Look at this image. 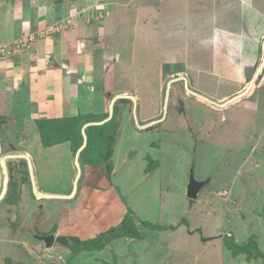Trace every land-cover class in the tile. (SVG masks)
Masks as SVG:
<instances>
[{"label": "rangeland", "instance_id": "rangeland-1", "mask_svg": "<svg viewBox=\"0 0 264 264\" xmlns=\"http://www.w3.org/2000/svg\"><path fill=\"white\" fill-rule=\"evenodd\" d=\"M6 1L10 7L4 6L6 4L2 5L4 12L11 10L14 1L17 0ZM75 1L78 2L77 0H38L39 7L44 9L45 5L50 4L52 8L59 11V14H56L57 21L54 20L49 26L40 25L35 28H33L34 25L30 26L32 28L28 25L29 28L22 32L21 39L0 47L3 51V54L0 53V59L10 60L20 55L29 57L28 54L34 52L35 44L39 40H41L40 43L46 41L45 48L42 46L44 48L42 50H46L47 53L51 37L74 26L72 22L63 24L65 19L61 7L66 8L68 12L65 13V17L73 15L75 19H79L86 25L99 22V12L102 17L105 14L104 11H99V8L105 5L99 0H96L99 3L90 6L71 4ZM127 1H112L110 6L112 16L105 22L108 25L107 29L112 32V38H116L115 47H113L118 49L125 42V48L129 50V54H123L124 60L119 65L120 69L116 68L119 71V77L133 80L137 88L147 97H140V100L132 106L131 113L125 117L121 116L122 122L118 119L121 125L118 126L116 144L113 148L112 161L115 177L113 183L109 184L111 188L100 182L99 170L91 166H81V168L78 165L75 166L71 155L67 157L60 154L57 159L46 155V180L42 182L43 186H46L45 190L49 193L67 194L73 188L72 196L74 197L71 196L66 200L39 199L36 201L33 196L35 190L32 191L31 170L22 160L30 164L29 156L27 154L16 156L10 151L3 150L0 160L4 158L6 174L7 168L13 170L10 179L13 186L8 187L10 180L6 175L5 192L0 200V204L2 203L0 209L3 207L0 211V230L3 232L6 230L4 233L0 232V264H3L6 259H32L25 255L26 253L30 255V251L32 255L35 251L39 259L40 257L48 259V256L44 255L45 252L41 250L40 252L35 249L26 251L22 248L19 243L22 236H18L19 238L15 236L16 243L10 246L11 232L20 230L19 226L30 225L31 231L27 227L23 230L24 237L36 234L32 230L34 225L36 229L44 231L51 229L59 233L61 227L65 225L71 227L74 223L78 227V232L89 234L97 226L106 230L111 226L110 230L116 229L124 215L123 222H129L130 219L133 220V224L135 220L139 222L138 237L135 240H127L121 245L119 241L114 240L108 248L110 250L112 248L110 251L112 254L107 251L103 254L87 252L84 254L91 257L98 256L100 259H112L114 255V259H127V262L130 259H137V264H247L243 259L236 258L246 251L245 255L248 252L249 258H258L257 261H250L249 264H264V259L261 257L264 258V134L260 137L256 134L261 131L264 124V115H259L261 119L258 121H256L258 119L256 115L255 122L253 115L243 109L245 99L254 94L253 92L260 84V78L251 84V88L248 89L250 92H245L248 95L243 96L244 98L240 100L236 98L235 101L229 102L234 98L228 97L217 105L208 104L211 110L220 114L218 131L224 133V136H219L218 132L215 138H211L213 141L206 144V148L197 147L196 150L199 148L197 156L191 159L192 146L195 147L197 143L192 138L188 139L187 136H190L188 133L192 125L191 121L194 116L196 119L200 118L203 107L200 104L190 106V122L182 118L184 115H181V118H174L182 112L175 98L178 95L177 91H183L180 82L169 85L168 98L166 97L164 103L161 97H158L164 95L165 87L162 86L159 91L161 77L152 68L156 59L153 57V49L151 50L150 41L147 39L152 32L151 21L147 17L151 12L153 14V11L150 8L145 13L147 4L150 1L152 3L153 0H144L147 3L142 6V11L139 13L142 18L137 23L127 16L128 12L131 13L130 11L133 10L132 5H129L128 9L121 6ZM156 8L160 16V13L163 14L166 10L165 3L164 6ZM132 14L135 15L134 10ZM123 16L128 18L123 20ZM135 34L136 48L131 46V38ZM20 40L21 43L16 48L14 45ZM22 43L27 45L26 48H22ZM34 54L35 58L32 57L34 59L32 62H37L40 57L36 58V52ZM138 58L143 64L133 65ZM246 73L249 74L247 77L251 76L248 70ZM258 88L260 89H258V95H260L258 97H264V86ZM118 98L128 97H117L114 100ZM118 103L115 106L111 103L110 109L120 108L122 102ZM258 103H264V99ZM162 104H164L163 112L160 111ZM222 105L225 106L218 107ZM142 110L148 116L155 115L152 117L154 119L163 115L161 121L152 127L153 131L138 128V124L143 123ZM73 119L77 123L82 121L77 116ZM185 122H189V127H186ZM253 124L254 127H252ZM218 139L226 140V143L214 144L213 142ZM7 156H16V158H7ZM190 169L196 180L204 181L208 177L211 178L209 183L199 191L197 199L192 200L191 205L185 197ZM75 173L77 177L72 184L71 180ZM16 188L21 189V205L25 211L27 213L32 211V217H27L32 221L35 217L33 214L39 211L38 208L41 206L40 208L45 211L40 217L41 220L37 217L33 222L22 221L20 210L23 208L20 207L19 199L15 209L8 208V205H12L16 199ZM81 219H83V225ZM144 222L148 224L147 227L140 225ZM128 230V225H125L121 233L129 232ZM98 240L97 237L86 243L97 244ZM70 243L73 244L74 241ZM255 246L259 249L258 256L252 254L255 252ZM52 248L57 249L56 245ZM64 256L67 257V255ZM69 257L71 258V255ZM80 257L79 259H84L83 255ZM55 261L58 263L61 260Z\"/></svg>", "mask_w": 264, "mask_h": 264}, {"label": "crops", "instance_id": "crops-1", "mask_svg": "<svg viewBox=\"0 0 264 264\" xmlns=\"http://www.w3.org/2000/svg\"><path fill=\"white\" fill-rule=\"evenodd\" d=\"M37 1L17 0L14 1V6L11 10L4 12V9L1 8L2 5L6 4L4 6L8 7L10 5H7L8 1L0 0V47L19 40L22 32L30 26L34 25L33 28L40 25L49 26L53 24L54 20L57 21L56 14H59V11L52 8L50 4L49 6L45 5L43 9V7H39L40 4ZM77 1L71 4L90 6L94 3H99L96 0ZM99 1L105 3V5L103 4V11L105 12L102 17L103 20L101 18L99 22L86 25L71 15V22L74 26L52 36L47 53L46 50H42L45 48L46 41L41 43V40L37 41L34 52H36V58L40 57V61L32 62L33 58H35L34 52L29 53V57L20 55L10 60L0 59V157L3 150L10 151L12 154H27L29 156L30 164H26L28 161L24 162V164L29 169L32 168L30 177L31 184H33L32 191H34L35 186L37 192L42 194L40 198L32 194L35 196L36 201H39V199H69L73 195V188L67 194L49 193L45 190L46 186H43L42 182L46 180V155H51L57 159L60 154L68 157L71 152L68 142L48 148L41 147L35 120L73 118L89 114L95 116L108 115L110 117L112 101L117 97L123 96L128 98L118 99L127 100L120 105L121 116L125 117L128 113H131L132 106L140 100V97H147L137 88L133 80L119 77V71L116 68L120 67L119 65L124 60L123 54H129V50L125 48V42L118 49H115L116 38H112V32L107 29L108 25L105 20H110L112 16L110 6H112V1L114 0ZM146 3L144 0H128L126 4L121 6L128 9V6L132 5L135 15L132 14L133 10H131V13L128 12L127 16H130L129 18L134 23H137L142 18L139 13L142 11V6ZM164 3L166 10L158 16L157 12L159 10L156 7L164 6ZM61 8L65 17V13L68 12L66 8ZM150 8L153 14L151 12L149 17L143 14L151 21L152 25V32L147 38L150 41L151 50L153 49V57L156 59L155 63L152 64V68L161 77L158 85L159 91L162 86L165 87L164 95L158 97H161L164 103L169 85L180 82L182 83L183 91H177L178 95L175 98L180 108L183 109L178 116L174 115L177 116L174 118H181V115H184L182 118L190 122V106L200 104L203 107V114L200 118L198 119L197 117L196 119L194 116L191 121L192 125L188 133L190 136H187L188 139L192 138L197 143L195 147L192 146V154L190 155L192 159L197 156L199 150V148L196 150L197 147L206 148V144L212 142L211 138H215V135L219 132L218 119L220 114L211 110L208 104L224 102L228 97L237 98L245 91L251 81L255 83L259 78L260 84L258 87L264 86V69L262 70L264 68V0H153L152 3L150 1L147 4L145 13ZM127 16H123V20H126ZM135 36L136 34L131 38L132 47L135 46ZM77 49H79V52H77ZM139 60L140 58L136 59L133 65H142V61ZM246 70L251 73V76L247 77L249 74L246 73ZM258 87L253 92L254 94L245 99V106L243 107L244 110L250 112V115H253L254 121L256 120V115L258 116L256 121L261 119L259 115H264V103H258L264 97H258L260 96L258 95L260 90ZM186 88L193 95L191 93L188 94ZM247 95V93L243 94L244 97ZM198 96L204 99L200 100L197 98ZM243 96L240 98H244ZM133 98H135V101ZM163 107L164 104L161 105V112H163ZM141 114L143 123L138 124L140 130L153 131L152 127L156 126L163 118V115H161L159 118L154 119L152 117L155 115L148 116L144 113V110L141 111ZM121 116L119 118L120 122L123 119ZM106 120L108 118L97 123H86L83 125L81 132L87 126L100 125ZM189 122H185L186 127H189ZM213 126L215 127L213 128ZM252 127H254V124ZM116 134H118V128ZM219 134V136H224V133L219 132ZM256 134L259 137L264 134V124H262L261 131L256 132ZM82 135L84 138L83 133ZM221 142L226 143V140L218 139L213 143L217 145L218 143L221 144ZM83 146L84 141L80 148L82 149ZM200 152L202 153V151ZM113 153L110 161V180L107 179L102 166L80 165L72 155L71 160L79 168L81 166H91L99 170L100 182L111 188L109 184L113 183V178L115 177L114 162L112 161ZM7 158L15 157L7 156ZM3 159L0 160V200L4 195V185L7 182L6 170L1 162ZM76 177L77 173L71 180L72 184L75 182ZM207 179L210 181L211 178L208 177ZM21 198L20 189L19 203L20 207L23 208ZM8 206V208L15 209L17 205L13 203ZM40 207L38 208L39 211L33 214L35 215L33 220L37 217L40 219L43 212H45ZM2 208L0 211L3 210ZM20 212L23 217L22 221H31L27 216L32 217V211L27 213L23 208ZM130 213L133 214L131 210ZM124 217L125 215L122 216L121 224L116 229H113L109 242L101 249L81 250L74 255L68 248L56 245V239L64 238L66 241L68 239H76L80 242L91 241L103 233H108L112 226L108 230L97 226L93 232L82 234L78 232V227L75 223L71 227L67 225L61 227L59 233L53 232L51 229L47 231L36 229V225H34L32 230L36 234L54 235L53 245H56V250H53V246L49 250H44L41 242L32 239L30 236L24 237L23 230L27 227L31 231L30 225L19 226L20 230L11 232L13 237L10 235V246L15 245L14 243L17 240V238L14 239L15 236H22V240L20 238L19 241L22 248H25L26 251L29 249L34 251L35 249L40 252L41 250L45 252L44 255L48 256V259H41V257L39 259L35 251L32 255V251L29 250L30 255H28L19 249V251L24 252L27 257L32 259H6L3 264H137V259H130L127 262V259H114V255H112V259H100L98 256L91 257L84 254L85 252L98 254H103L106 251L110 252L112 248L111 250L108 249L109 244H112L114 240L119 241L120 245L127 240H135L138 237L137 227L139 222L137 220L134 222L136 236H127L121 233L124 227L122 225ZM80 221L83 225V219ZM140 225L147 227L148 224L144 222L140 223ZM119 229H121L120 233L118 232ZM0 232H3V230H0ZM255 250L257 251L252 252V254L253 256H258L256 252L259 249L256 246ZM245 252L236 258L243 259L247 264L250 261L258 260L255 257L249 258L248 252L246 255ZM68 254L71 255V258ZM64 255H67V257ZM80 255H83L84 259H79L81 258ZM261 257L264 259L263 256ZM59 259L61 261L56 263L55 260Z\"/></svg>", "mask_w": 264, "mask_h": 264}, {"label": "trees", "instance_id": "trees-1", "mask_svg": "<svg viewBox=\"0 0 264 264\" xmlns=\"http://www.w3.org/2000/svg\"><path fill=\"white\" fill-rule=\"evenodd\" d=\"M126 101L127 100L125 99H118L113 103V105L115 106L118 102L120 103ZM115 110L114 109L111 110V114L109 118L108 115L95 116L89 114V115L77 116L80 118V121L82 120L79 123H77L75 119H73L74 117L70 119L68 118L37 119L35 120V125L39 134L40 145L43 148H48L63 142H68L71 155L74 158L77 150L81 147L84 141V146L77 155L78 164L97 165V166L100 165L104 168V172L107 179L110 180V176H109L111 172L110 161L116 140L117 128L119 126L118 119L121 116L120 108L116 107ZM180 110L182 109L180 108ZM107 118L108 120H106L102 124L96 126H87L84 128L83 132H81L83 125H85L86 123H97ZM114 120L115 123H113ZM82 133L84 134V138ZM12 174H13V170H9V168H7V175L9 180L11 179ZM12 186L13 185L10 180L8 187L11 188ZM15 190H16L15 191L16 199L13 202L14 204L18 202L19 192H20V189L16 188ZM193 201L188 199L190 205L193 204L192 203ZM122 225L124 226L123 230L125 228V225H128L129 227L128 230L129 232H124V234H126L127 236H131V235L136 236L135 235L136 229L131 219L129 222H123ZM112 234H113V229L110 230L108 233H103L98 237L99 240L97 244L88 245L86 243V242L89 243L93 240L80 242L76 239H70V241L67 242L66 239L64 238L56 239L55 244L58 246H63L68 248L71 251V253L74 255L81 250L101 249L106 243L109 242ZM71 241H74V243L73 244L70 243ZM240 250H242L241 247ZM256 255H259L258 252H256Z\"/></svg>", "mask_w": 264, "mask_h": 264}, {"label": "water", "instance_id": "water-1", "mask_svg": "<svg viewBox=\"0 0 264 264\" xmlns=\"http://www.w3.org/2000/svg\"><path fill=\"white\" fill-rule=\"evenodd\" d=\"M209 182V179L204 181H197L195 180L192 170L190 169L188 175V183L186 185L185 196L189 200H195L198 197L199 191ZM30 237L36 241H39L43 244L44 250H49L54 243V235L47 234V235H36L30 234Z\"/></svg>", "mask_w": 264, "mask_h": 264}, {"label": "bare ground", "instance_id": "bare-ground-1", "mask_svg": "<svg viewBox=\"0 0 264 264\" xmlns=\"http://www.w3.org/2000/svg\"><path fill=\"white\" fill-rule=\"evenodd\" d=\"M253 82L251 81L250 83H249V85L246 87V90L243 92V93H241L239 96H237V100L241 97V96H243V94L245 93V92H247L248 91V89H249V87L251 86V84H252ZM187 89V93L188 94H192V92L188 89V88H186ZM193 95V94H192ZM124 97V96H123ZM197 98H199L200 100L201 99H204L203 97H200V96H198ZM130 99V98H129ZM236 100V98L235 99H232V100H230L229 102H233V101H235ZM135 101V100H134ZM205 101V100H204ZM208 102V101H207ZM209 103V102H208ZM228 103V102H227ZM209 104H212V103H209ZM212 105H217V103H213ZM223 106H225V105H222V106H218V107H223ZM111 110V109H110ZM196 115V114H195ZM24 158H25V155H24ZM26 161V160H25ZM4 165V161H2V166ZM32 169V168H31ZM30 169V170H31ZM35 182V181H34ZM4 185V184H3ZM5 186V185H4ZM34 190H35V195L38 197V198H40L41 196H42V194H40L39 192H37V190H36V188H34ZM4 192V191H3ZM54 196V195H53ZM59 197V196H58Z\"/></svg>", "mask_w": 264, "mask_h": 264}, {"label": "built area", "instance_id": "built-area-1", "mask_svg": "<svg viewBox=\"0 0 264 264\" xmlns=\"http://www.w3.org/2000/svg\"><path fill=\"white\" fill-rule=\"evenodd\" d=\"M101 10H102V11H101ZM99 11L103 12V8L100 7V8H99ZM101 18H102V15H101L100 12H99V19H101ZM88 19H89V18H88ZM70 21H71V20H70L69 18H67V19L65 18V20H64L65 24H66V23H70ZM19 43H21V40L18 41L17 43H15L14 46L17 48V46H18ZM21 46H22V48H26L27 45H25L24 43H22ZM15 50H17V49H15ZM26 51H27V50H26ZM77 52H79V49H77ZM0 53L3 54V51L0 50Z\"/></svg>", "mask_w": 264, "mask_h": 264}, {"label": "clouds", "instance_id": "clouds-1", "mask_svg": "<svg viewBox=\"0 0 264 264\" xmlns=\"http://www.w3.org/2000/svg\"><path fill=\"white\" fill-rule=\"evenodd\" d=\"M67 19V18H69L70 20H71V17H69V16H67V17H64V19ZM72 21V20H71ZM70 21V22H71ZM65 22H63V24H64ZM115 102V100H113L112 101V105H113V103ZM111 114V113H110ZM83 148V147H82ZM81 150V148L76 152V154H75V156H74V159H75V161H77V155H78V153H79V151ZM20 155V154H19ZM16 156H18L17 154H16ZM16 156H15V158H16ZM20 159H22V158H20ZM24 162H26L24 159H22ZM27 164V163H26Z\"/></svg>", "mask_w": 264, "mask_h": 264}]
</instances>
